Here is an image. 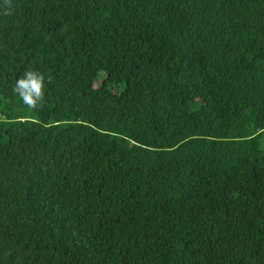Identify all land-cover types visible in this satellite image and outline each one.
I'll return each instance as SVG.
<instances>
[{"label": "trees", "instance_id": "1", "mask_svg": "<svg viewBox=\"0 0 264 264\" xmlns=\"http://www.w3.org/2000/svg\"><path fill=\"white\" fill-rule=\"evenodd\" d=\"M0 264H264V0H0Z\"/></svg>", "mask_w": 264, "mask_h": 264}, {"label": "clouds", "instance_id": "2", "mask_svg": "<svg viewBox=\"0 0 264 264\" xmlns=\"http://www.w3.org/2000/svg\"><path fill=\"white\" fill-rule=\"evenodd\" d=\"M45 77L35 71H26L16 82L15 92L29 107L36 108L45 95Z\"/></svg>", "mask_w": 264, "mask_h": 264}]
</instances>
